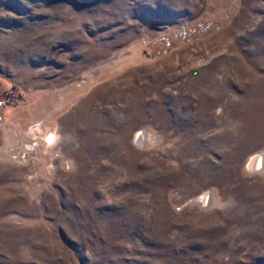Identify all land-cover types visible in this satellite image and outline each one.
<instances>
[{
	"label": "rangeland",
	"instance_id": "1",
	"mask_svg": "<svg viewBox=\"0 0 264 264\" xmlns=\"http://www.w3.org/2000/svg\"><path fill=\"white\" fill-rule=\"evenodd\" d=\"M6 93L0 264H264V0H0Z\"/></svg>",
	"mask_w": 264,
	"mask_h": 264
},
{
	"label": "built area",
	"instance_id": "2",
	"mask_svg": "<svg viewBox=\"0 0 264 264\" xmlns=\"http://www.w3.org/2000/svg\"><path fill=\"white\" fill-rule=\"evenodd\" d=\"M13 97L12 94L10 93H6L5 96H3L2 98H0V121L2 119V111L3 108L5 107V105L7 104V102H9V100ZM33 130L38 131L39 130V125L35 124L32 127H30V131L32 132ZM35 132H32V134H34ZM35 137V139L33 138V141L31 143H29V145L27 146V149L30 150L32 149L33 146H35L37 144V136H35V134L33 135Z\"/></svg>",
	"mask_w": 264,
	"mask_h": 264
},
{
	"label": "bare ground",
	"instance_id": "3",
	"mask_svg": "<svg viewBox=\"0 0 264 264\" xmlns=\"http://www.w3.org/2000/svg\"><path fill=\"white\" fill-rule=\"evenodd\" d=\"M259 164H260V156L259 155L253 156L248 164V168L251 169L255 166H258ZM205 197H206L205 195L201 197L203 203H204V200L207 198Z\"/></svg>",
	"mask_w": 264,
	"mask_h": 264
},
{
	"label": "water",
	"instance_id": "4",
	"mask_svg": "<svg viewBox=\"0 0 264 264\" xmlns=\"http://www.w3.org/2000/svg\"><path fill=\"white\" fill-rule=\"evenodd\" d=\"M51 138H52V133H48L47 136H45V137L43 138V140H44L45 143L48 144V143H50Z\"/></svg>",
	"mask_w": 264,
	"mask_h": 264
}]
</instances>
